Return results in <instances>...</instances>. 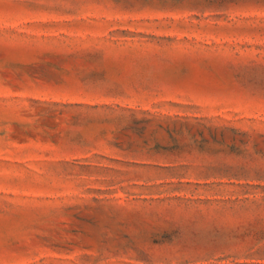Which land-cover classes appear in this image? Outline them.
<instances>
[{"label": "rangeland", "instance_id": "1", "mask_svg": "<svg viewBox=\"0 0 264 264\" xmlns=\"http://www.w3.org/2000/svg\"><path fill=\"white\" fill-rule=\"evenodd\" d=\"M0 264H264V0H0Z\"/></svg>", "mask_w": 264, "mask_h": 264}]
</instances>
